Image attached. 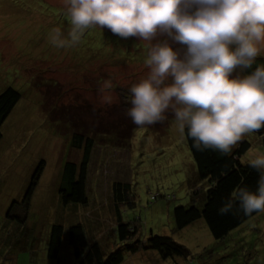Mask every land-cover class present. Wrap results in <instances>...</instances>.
<instances>
[{
    "label": "rangeland",
    "instance_id": "obj_1",
    "mask_svg": "<svg viewBox=\"0 0 264 264\" xmlns=\"http://www.w3.org/2000/svg\"><path fill=\"white\" fill-rule=\"evenodd\" d=\"M54 27L65 32L70 28L63 0H0V94L11 87L22 96L1 126L0 229L8 222L11 230L25 229L23 239L4 253L0 264H75L67 233L77 223L84 226L89 242L97 241L109 253L117 242L115 217L107 204L115 181L129 183L135 194V209L123 208L121 216L124 222H137L140 238L151 233L171 237L190 251V264H264V212L219 241L202 220L174 230L172 210L189 205L188 178L194 165L170 111L162 122L136 127L127 148L106 142L113 132L121 130L124 137L129 132V88L147 72V42L93 27L78 45L57 49L48 39ZM120 43L126 44V62L111 53ZM256 58L264 60V55ZM243 70L237 72L243 75ZM105 80L114 85L111 104L100 99ZM76 131L98 133L88 167L89 201L63 205L58 194L61 168L68 160L80 159L70 148ZM243 139L250 143L240 157L246 164L249 152H264V147L253 133ZM53 224L63 227L57 261L46 256ZM121 264L188 262L164 261L149 253L126 255Z\"/></svg>",
    "mask_w": 264,
    "mask_h": 264
},
{
    "label": "clouds",
    "instance_id": "obj_2",
    "mask_svg": "<svg viewBox=\"0 0 264 264\" xmlns=\"http://www.w3.org/2000/svg\"><path fill=\"white\" fill-rule=\"evenodd\" d=\"M70 28L50 30L57 49L78 45L87 30L106 27L121 38L147 42L145 75L129 88L127 116L138 127L173 114L198 151L228 155L249 133L264 129V0H63ZM113 103L114 85L99 89ZM257 186L233 188L218 209L245 216L264 212V152L251 151Z\"/></svg>",
    "mask_w": 264,
    "mask_h": 264
},
{
    "label": "trees",
    "instance_id": "obj_3",
    "mask_svg": "<svg viewBox=\"0 0 264 264\" xmlns=\"http://www.w3.org/2000/svg\"><path fill=\"white\" fill-rule=\"evenodd\" d=\"M125 45L124 43L116 44L112 47L111 52L112 54L121 55L124 62L127 61L123 56L126 52ZM102 47L104 48V44H102ZM105 56L108 55L103 54V57ZM257 63L264 64V60L256 58V63L251 68L243 70V75L253 71ZM21 97V94L11 87L4 89L0 94V139L2 124L21 100ZM136 127L138 126L130 123L129 132L125 137L120 135V130L110 134L112 137L109 136L110 138L106 142L118 148H127ZM253 134L256 135L264 147V129ZM97 135L98 133L81 131L72 132L71 134L70 148L80 153V159L78 161L68 160L61 168L58 194L63 205L69 203L86 205L88 203L89 198L86 192L88 167L93 147L96 144L95 136L97 137ZM183 140L194 166L191 169V178H188L189 205L175 206L172 210L174 230L182 231L191 224L202 220L210 236L214 240H222L230 232L260 213L253 212L251 215L245 216L236 206L226 214H220L218 211L234 187L242 184L254 191L257 186V171L240 162V157L250 148V143L242 139L231 153L222 155L211 149L196 150L192 146V140L186 135V129L183 133ZM42 165L43 162L35 171L32 180H36ZM33 183L26 192L25 202L31 193ZM198 186L204 189H197ZM110 190L107 204L115 217L114 232L117 241L115 248L109 253H105L97 241L89 242L87 240L84 226L77 223L70 226L67 233L68 245L73 251L75 264H121L126 255L135 257L139 254L149 253L156 259L164 261L182 258L188 264L192 262L190 251L184 245L175 242L171 237L151 233L148 237L142 239L139 237V227L136 221L124 222L122 220L121 209L133 210L136 207L135 194L129 183L115 181L111 184ZM152 199L155 198L151 197ZM197 203H201V207H198ZM15 204L13 202V205ZM9 213L6 217L10 216ZM10 223H4L1 227L2 230L0 229V261L6 251L10 252L9 248L17 243L19 244V241L23 239L22 235L25 229L11 230ZM62 234L63 227L61 225L53 224L51 226L46 243V256L51 261L58 260Z\"/></svg>",
    "mask_w": 264,
    "mask_h": 264
},
{
    "label": "crops",
    "instance_id": "obj_4",
    "mask_svg": "<svg viewBox=\"0 0 264 264\" xmlns=\"http://www.w3.org/2000/svg\"><path fill=\"white\" fill-rule=\"evenodd\" d=\"M89 201V200H88Z\"/></svg>",
    "mask_w": 264,
    "mask_h": 264
}]
</instances>
